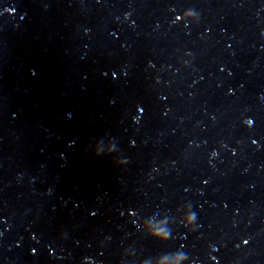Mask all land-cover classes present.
<instances>
[{
    "label": "water",
    "instance_id": "1",
    "mask_svg": "<svg viewBox=\"0 0 264 264\" xmlns=\"http://www.w3.org/2000/svg\"><path fill=\"white\" fill-rule=\"evenodd\" d=\"M122 264H264V0H135Z\"/></svg>",
    "mask_w": 264,
    "mask_h": 264
},
{
    "label": "clouds",
    "instance_id": "2",
    "mask_svg": "<svg viewBox=\"0 0 264 264\" xmlns=\"http://www.w3.org/2000/svg\"><path fill=\"white\" fill-rule=\"evenodd\" d=\"M193 16H194L193 12L191 10H188V11L184 12L182 16H177L176 20L177 21H180V20H185V21L192 20ZM244 123L249 128L252 127V123H251L250 120H245ZM255 143H256V141H253V144H255ZM233 155H235V152H233ZM217 156H218V153L216 151H213L211 153L210 159H215ZM194 219H195L194 215H186L184 220L182 221L183 226L186 229H188L189 233H192L194 231V227H193ZM154 236H158V238L161 239L162 241L166 240V234H154ZM245 243H247V241H245ZM213 259H215V257H213ZM178 261H179V258H178ZM85 264H94V262L92 260H90V259H87L85 261Z\"/></svg>",
    "mask_w": 264,
    "mask_h": 264
},
{
    "label": "snow or ice",
    "instance_id": "3",
    "mask_svg": "<svg viewBox=\"0 0 264 264\" xmlns=\"http://www.w3.org/2000/svg\"><path fill=\"white\" fill-rule=\"evenodd\" d=\"M247 120H250L252 125L255 123L252 119H247ZM206 183H207V181H206Z\"/></svg>",
    "mask_w": 264,
    "mask_h": 264
}]
</instances>
